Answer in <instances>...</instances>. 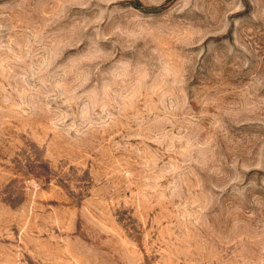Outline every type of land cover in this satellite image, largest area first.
I'll return each mask as SVG.
<instances>
[{
  "label": "rangeland",
  "instance_id": "1",
  "mask_svg": "<svg viewBox=\"0 0 264 264\" xmlns=\"http://www.w3.org/2000/svg\"><path fill=\"white\" fill-rule=\"evenodd\" d=\"M0 264H264V0H0Z\"/></svg>",
  "mask_w": 264,
  "mask_h": 264
}]
</instances>
